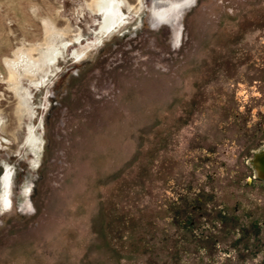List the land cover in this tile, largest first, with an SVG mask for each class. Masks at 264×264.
Segmentation results:
<instances>
[{"label": "rangeland", "instance_id": "rangeland-1", "mask_svg": "<svg viewBox=\"0 0 264 264\" xmlns=\"http://www.w3.org/2000/svg\"><path fill=\"white\" fill-rule=\"evenodd\" d=\"M94 1L0 0V264H264V0Z\"/></svg>", "mask_w": 264, "mask_h": 264}, {"label": "bare ground", "instance_id": "bare-ground-1", "mask_svg": "<svg viewBox=\"0 0 264 264\" xmlns=\"http://www.w3.org/2000/svg\"><path fill=\"white\" fill-rule=\"evenodd\" d=\"M110 1V0H109ZM104 2V1H103ZM112 2H114V1H111L110 2V4H109V6L108 7H110V5L112 4ZM100 3V2H99ZM107 3V2H106ZM93 5H98V1L97 0H95L93 3H92ZM91 4V5H92ZM100 4H104V3H100ZM99 6H101V5H99ZM106 6V5H105ZM112 6V5H111ZM178 6V3H175L174 4V8H176ZM173 7V6H172ZM171 7V8H172ZM100 8V7H99ZM104 8V7H103ZM114 8V7H113ZM96 9V8H95ZM97 9H98V7H97ZM105 9V8H104ZM165 9H168V10H171V9H169V7L168 8H163L162 10H160L159 11V13L160 12H163ZM103 9H102V7H101V11H102ZM111 10V9H110ZM159 10V9H158ZM106 10H104V12H105ZM112 12L110 13V18H111V24L110 25H114V20H112V19H115L114 18V16H112V14H114V11L113 10H111ZM103 12V11H102ZM107 14V13H106ZM110 20V19H109ZM108 26V25H107ZM111 28L113 27V26H110ZM109 27V28H110ZM108 28V27H107ZM108 28V29H109ZM108 29H106V30H108ZM108 32V31H107ZM52 35V34H51ZM50 48V47H49ZM51 49V48H50ZM49 54V53H48ZM21 56V55H20ZM24 56V55H23ZM45 56V55H44ZM44 59V58H43ZM30 60V59H29ZM28 60V61H29ZM41 60V59H40ZM40 60H38V61H40ZM30 62V61H29ZM37 61H35V63H36ZM42 62H44V61H42ZM32 63H34V62H32ZM45 63H46V61H45ZM18 64V63H17ZM21 64V63H20ZM39 64H37V66H38ZM39 66H41L42 67V65H39ZM30 67V66H29ZM34 67H36V66H34ZM38 68V67H37ZM32 69V68H31ZM33 70V69H32ZM37 69H35V71H36ZM15 72V71H14ZM16 73V72H15ZM17 74V73H16ZM27 74H29V73H27ZM10 77V76H9ZM14 77V76H13ZM18 78V77H17ZM17 80V79H16ZM17 83V82H16ZM21 103V102H20ZM256 165H257V167L261 170V171H264V155H261V156H259L258 158H257V160H256ZM8 180H9V172H5V175H4V177H3V186L6 188V186L8 185Z\"/></svg>", "mask_w": 264, "mask_h": 264}, {"label": "flooded vegetation", "instance_id": "flooded-vegetation-1", "mask_svg": "<svg viewBox=\"0 0 264 264\" xmlns=\"http://www.w3.org/2000/svg\"><path fill=\"white\" fill-rule=\"evenodd\" d=\"M187 0H177V1H174L173 4L175 3H178V6L176 8H172L173 11L171 10H168V9H165L164 11L166 12L164 15H163V18L164 20L162 21V23H168V24H173L174 21L179 18V14L181 13V10L183 7H185V2ZM168 3L165 5L166 7L165 8H168ZM161 15V14H160ZM115 20L117 21L118 19L115 18ZM5 175V174H4ZM5 189V188H4ZM6 203H8V200L5 199Z\"/></svg>", "mask_w": 264, "mask_h": 264}, {"label": "water", "instance_id": "water-1", "mask_svg": "<svg viewBox=\"0 0 264 264\" xmlns=\"http://www.w3.org/2000/svg\"><path fill=\"white\" fill-rule=\"evenodd\" d=\"M261 155H264V147L260 151L253 152V156L251 159L247 160V164L253 170V177L257 180L264 181V171H261L256 165V160Z\"/></svg>", "mask_w": 264, "mask_h": 264}]
</instances>
